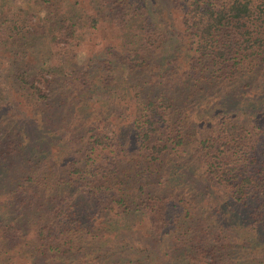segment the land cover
I'll return each mask as SVG.
<instances>
[{"label": "trees", "instance_id": "16d2710c", "mask_svg": "<svg viewBox=\"0 0 264 264\" xmlns=\"http://www.w3.org/2000/svg\"><path fill=\"white\" fill-rule=\"evenodd\" d=\"M143 1L94 0L103 14L48 24L57 42L87 45L85 69L68 80L7 60L0 264H240L233 248H244L246 264H264V98L251 103L257 90L239 91L229 117L219 96L242 79L264 87V0H168L181 70L151 60L162 37ZM40 21L12 39L22 30L33 40ZM191 87L207 89L198 112L182 95ZM208 107L217 124L206 122ZM255 107L262 114L248 120L237 113ZM171 152L189 168L158 172ZM186 175L197 189L164 192ZM125 234L155 245H131Z\"/></svg>", "mask_w": 264, "mask_h": 264}, {"label": "rangeland", "instance_id": "374dc122", "mask_svg": "<svg viewBox=\"0 0 264 264\" xmlns=\"http://www.w3.org/2000/svg\"><path fill=\"white\" fill-rule=\"evenodd\" d=\"M167 2L168 0L143 1L147 14L151 16L153 22L159 28L162 37V42L158 49L152 54L151 60L156 58L159 62L162 61L160 66L161 69L172 70L174 66L175 69L178 67L181 70L182 64H179L177 61L180 60V56L183 54L181 52L182 45L177 37L175 27L172 26ZM0 4V73H3V76L0 77V97L7 96L8 92V84L5 83L4 80L7 60L24 58L32 64V70L42 73L45 77L47 76V79L54 76L60 82H63L65 79L68 80V77L72 75L78 74L76 70L79 68L81 71L85 69L87 45L80 43L70 47L69 45L57 42L54 37L49 36L52 26L50 27L48 24L53 20L57 23L58 19L63 16L73 19L78 24V21L81 19L85 20V15H91L96 10L103 14L104 11L98 7L94 0H79V5L75 6L71 5L69 0H60L58 4L50 5L49 8L39 4L36 0H0ZM78 8L84 10V12L81 13ZM36 20L41 21L39 27H37V25L35 26L38 31L33 33V36H35L33 40L24 35L22 30L12 39L11 35H13L17 27L34 24ZM78 31L80 30L78 29ZM43 37H45L44 40L42 39ZM67 48H69V52H67ZM164 56L170 59L171 62H164ZM238 82H236L234 86L233 83L230 82L228 85L230 88H225L219 93L220 98L226 101L225 105L228 106L226 111L229 117H232L233 113L229 110L230 104H228V102L230 99L238 98L240 93L246 91L245 93L250 95L257 90L255 95L251 96V103H253L254 99L259 100L264 98V87L263 89L258 88L255 86L256 83L247 85L245 84V79ZM241 84L242 86L244 84V88L241 87ZM118 88L120 93L122 89L121 87ZM206 90V88L199 89L198 87H191L183 92V98L188 102L187 106L196 108L198 112V106L201 102L199 104L197 103L199 101H204L203 98L205 97L204 93H207ZM250 100L251 98H249V101ZM255 109L256 107L248 108L249 111L246 113H243V109H241L237 113H239V117L247 118L248 120L251 114L255 113ZM203 112L206 114L207 123L215 120L217 124L221 120V116L216 117L215 115L213 118L210 117L211 112L209 111V107L205 108ZM203 112H200V114ZM255 114L259 115L262 113H258L257 111ZM201 118L204 120L205 117L201 116ZM191 128L197 131L195 123L189 125L188 129L192 130ZM201 129L202 128L198 129V131ZM196 135L197 134L194 136ZM174 154V152H171L170 155L163 157L157 169L158 172L164 169L165 172L175 171L177 174L180 168H189L188 162L186 161L178 163L177 161H179V159L175 157ZM185 177V180L181 182V186L175 185V189L164 192L173 195H175L174 193L186 195L193 189H197L194 178L190 177V175H186ZM198 186H202L204 190H206V186L203 183L199 182ZM189 187H191L190 191ZM121 239H123V242L130 243L131 245L144 246L146 244V248H152L155 245V241L151 237L146 238L144 236L139 237L137 235L125 234L121 236ZM208 239L209 237L205 238L207 246L212 243L208 242ZM233 249L234 256L237 258L234 259L238 260L237 262L240 264H246L248 257L244 253V248L243 250L241 248H237L236 250L235 248ZM224 252L225 251H223V253ZM227 259H229V256Z\"/></svg>", "mask_w": 264, "mask_h": 264}]
</instances>
